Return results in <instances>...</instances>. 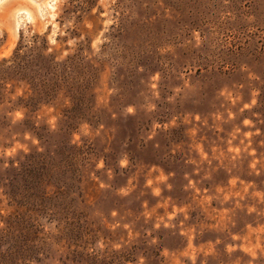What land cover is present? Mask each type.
<instances>
[{"label":"rangeland","instance_id":"rangeland-1","mask_svg":"<svg viewBox=\"0 0 264 264\" xmlns=\"http://www.w3.org/2000/svg\"><path fill=\"white\" fill-rule=\"evenodd\" d=\"M0 264H264V0H0Z\"/></svg>","mask_w":264,"mask_h":264}]
</instances>
